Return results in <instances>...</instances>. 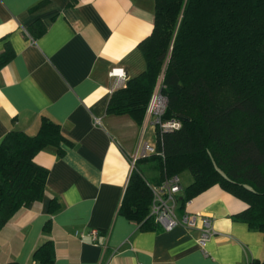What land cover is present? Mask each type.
Here are the masks:
<instances>
[{"label": "crops", "instance_id": "1", "mask_svg": "<svg viewBox=\"0 0 264 264\" xmlns=\"http://www.w3.org/2000/svg\"><path fill=\"white\" fill-rule=\"evenodd\" d=\"M154 22L155 0H0V55L8 49L12 54L0 70V144L11 131L35 136L43 118L60 125L73 144L62 145L63 157L53 147L36 156L49 171L45 197L2 229L0 264H37L33 255L48 241L55 245V264L264 262V233L234 219L247 204L219 186L188 207L180 202L177 211L180 217L188 212L212 219L216 234L207 255L198 244L199 222L195 229L141 230L119 213L131 158L149 125L108 115L115 83L110 72L123 68L131 79L146 70L138 45ZM141 168L150 185L161 184L157 161ZM179 177L184 190L194 181L188 171ZM53 199L61 208L50 214ZM93 230L99 233L96 241L89 235Z\"/></svg>", "mask_w": 264, "mask_h": 264}, {"label": "trees", "instance_id": "2", "mask_svg": "<svg viewBox=\"0 0 264 264\" xmlns=\"http://www.w3.org/2000/svg\"><path fill=\"white\" fill-rule=\"evenodd\" d=\"M138 48L146 70L113 92L108 115H128L143 126L160 85L167 99L163 120H178L181 128L156 129L158 154L136 161L119 213L141 230L158 228L149 217L153 194L141 168L157 161L162 181L192 174L183 204L219 186L248 206L234 219L264 233V0H155L153 31ZM11 58L9 49L0 55V70ZM63 144L73 146L48 118L35 136L6 135L0 144V232L20 210L43 201L49 171L35 158L48 147L63 157ZM60 208L53 199L49 212ZM51 227L52 219L44 231ZM33 258L55 264L54 243L40 246Z\"/></svg>", "mask_w": 264, "mask_h": 264}, {"label": "built area", "instance_id": "3", "mask_svg": "<svg viewBox=\"0 0 264 264\" xmlns=\"http://www.w3.org/2000/svg\"><path fill=\"white\" fill-rule=\"evenodd\" d=\"M110 77L115 79L112 93L123 88L129 80L123 68L113 69L110 72ZM166 107L167 99L162 95L161 87L158 85L147 109L146 126L150 124L155 130L159 128L162 134L180 129V121L175 119L169 121L163 120ZM95 124L100 126L102 122L100 119H95ZM154 154H158L155 144L148 142L141 143L137 153L131 158L132 169H134L137 160L141 158H149ZM149 186L153 194L149 217L154 220L158 227L167 232L172 231L179 225L189 229H195L199 222L201 224V233L198 238V244L202 252L207 255L206 245L216 234L213 228L212 219L208 216H202L197 213L190 214L188 212L181 217L178 216L177 211L179 210L180 202H182L180 196L181 194H184L180 177L178 175L165 177L161 184L157 186ZM191 202L192 200L186 202L184 206L188 207ZM98 234L97 230H93L89 233L93 241L97 240Z\"/></svg>", "mask_w": 264, "mask_h": 264}, {"label": "rangeland", "instance_id": "4", "mask_svg": "<svg viewBox=\"0 0 264 264\" xmlns=\"http://www.w3.org/2000/svg\"><path fill=\"white\" fill-rule=\"evenodd\" d=\"M151 128H152V126L149 124V126L145 130H144V128L142 129V132L140 133V136H139V138H141V140H140L141 143L151 142V143L155 144V142H152L153 134H152Z\"/></svg>", "mask_w": 264, "mask_h": 264}]
</instances>
